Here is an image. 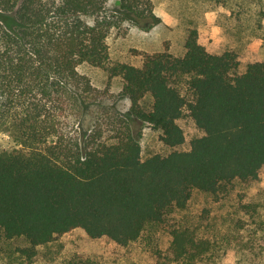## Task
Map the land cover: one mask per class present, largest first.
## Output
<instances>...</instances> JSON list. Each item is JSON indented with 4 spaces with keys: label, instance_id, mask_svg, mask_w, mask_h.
<instances>
[{
    "label": "trees",
    "instance_id": "obj_1",
    "mask_svg": "<svg viewBox=\"0 0 264 264\" xmlns=\"http://www.w3.org/2000/svg\"><path fill=\"white\" fill-rule=\"evenodd\" d=\"M112 2L0 0L11 23L0 21V130L19 146L0 150V240L23 238L32 254L77 229L127 247L185 210L195 191L219 195L264 169V61L240 72L237 54L210 53L191 29L184 56L112 62L114 30L162 22L154 0H118L113 11ZM85 65L107 85L82 74ZM185 109L204 136L144 161L133 120L176 149ZM170 232L175 261L197 264L209 250L184 223Z\"/></svg>",
    "mask_w": 264,
    "mask_h": 264
},
{
    "label": "rangeland",
    "instance_id": "obj_2",
    "mask_svg": "<svg viewBox=\"0 0 264 264\" xmlns=\"http://www.w3.org/2000/svg\"><path fill=\"white\" fill-rule=\"evenodd\" d=\"M154 4L162 20L159 25L146 29L128 20L111 34L108 42L112 62L140 65L146 53L163 51L184 56L191 29H197L200 44L210 53L237 54L240 72L249 63L264 61V0H154ZM115 9L118 0L109 6V10ZM0 21L11 24L2 12ZM80 71L95 85H107L108 77L102 70L85 65ZM113 91H120L119 82L114 83ZM133 121L136 133L141 134L144 161L156 154L189 151L192 141L204 136L188 109L178 121L186 142L176 149L162 141L161 131ZM18 147L8 133L0 130V150ZM183 223L209 241V250L197 264H264V169L258 181L236 183L219 195L195 191L185 210L177 211L165 224L149 226L138 241L127 247L106 238L93 240L81 229L36 248L33 254L26 251L30 244L25 239L3 238L0 264H186L175 261L171 252L170 231Z\"/></svg>",
    "mask_w": 264,
    "mask_h": 264
}]
</instances>
